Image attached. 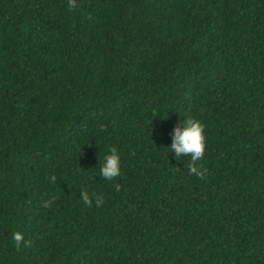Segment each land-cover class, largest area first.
Listing matches in <instances>:
<instances>
[{
    "label": "trees",
    "instance_id": "1",
    "mask_svg": "<svg viewBox=\"0 0 264 264\" xmlns=\"http://www.w3.org/2000/svg\"><path fill=\"white\" fill-rule=\"evenodd\" d=\"M77 5L0 0V264H264V0Z\"/></svg>",
    "mask_w": 264,
    "mask_h": 264
},
{
    "label": "clouds",
    "instance_id": "2",
    "mask_svg": "<svg viewBox=\"0 0 264 264\" xmlns=\"http://www.w3.org/2000/svg\"><path fill=\"white\" fill-rule=\"evenodd\" d=\"M78 7L77 0H68L69 10H75ZM204 124L195 118L188 117L183 121V127H176L173 143L170 145V149L175 153L176 158L190 157L189 163L186 167L190 174L197 176L203 180L206 178L207 169L199 163L203 160L206 151V136L204 134ZM109 155L104 157V163L100 168V175L105 180H115L121 174L120 156L116 147H111ZM51 180L55 182L56 177H51ZM117 191L120 190V185H114ZM81 200L85 206L91 207L93 199L90 197L86 190H83ZM50 201L45 203V207L50 206ZM97 206L102 205L103 197H99L95 200ZM12 240L15 246L19 249L22 243H25L24 236L20 232H13L11 234ZM28 246L31 245V241L26 242Z\"/></svg>",
    "mask_w": 264,
    "mask_h": 264
}]
</instances>
